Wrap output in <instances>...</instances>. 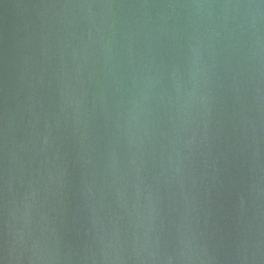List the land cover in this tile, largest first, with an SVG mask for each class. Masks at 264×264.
Listing matches in <instances>:
<instances>
[{
    "label": "water",
    "instance_id": "obj_1",
    "mask_svg": "<svg viewBox=\"0 0 264 264\" xmlns=\"http://www.w3.org/2000/svg\"><path fill=\"white\" fill-rule=\"evenodd\" d=\"M0 264H264V0H0Z\"/></svg>",
    "mask_w": 264,
    "mask_h": 264
}]
</instances>
